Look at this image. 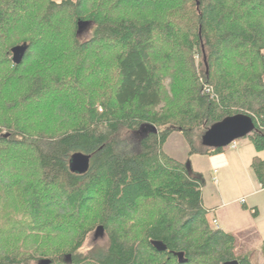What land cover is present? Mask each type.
Wrapping results in <instances>:
<instances>
[{"label": "trees", "instance_id": "1", "mask_svg": "<svg viewBox=\"0 0 264 264\" xmlns=\"http://www.w3.org/2000/svg\"><path fill=\"white\" fill-rule=\"evenodd\" d=\"M88 1L0 0V264H251L163 145L179 132L188 157L219 154L203 134L244 114L264 152V0ZM250 168L264 189V159ZM92 231L105 241L83 254Z\"/></svg>", "mask_w": 264, "mask_h": 264}, {"label": "rangeland", "instance_id": "2", "mask_svg": "<svg viewBox=\"0 0 264 264\" xmlns=\"http://www.w3.org/2000/svg\"><path fill=\"white\" fill-rule=\"evenodd\" d=\"M102 1H104V0H89L88 2H90L92 4V5L90 4L91 7L93 6V4L94 5L96 4L98 9H99V7H100L99 2H102ZM132 1L133 0H128L127 3H125V5L126 4H129V5H136L137 4L136 5L137 7L141 6L142 7L141 10H136V12H138V11H145L146 7H154V6H156V4L159 1H162V0H136V2L134 4L132 3ZM153 1H156V4H154ZM104 5H106V4L102 5L103 9H104ZM160 7H161V5H160ZM164 7H166V6H164ZM95 8H96V6H95ZM156 8H157V6H156ZM104 11H105V9H104ZM164 11H167V10H163V8L158 9V12H160V13H162V12L164 13ZM259 13L260 12H258L257 16L260 15ZM262 15H264V12L261 10V16ZM20 26L25 28V25L22 23L20 24ZM65 26L66 25H64L63 27H65ZM16 31H18V27H17ZM92 32H93V25L86 23V26L81 28L77 37L81 42H85L91 38ZM40 48H41L40 51H42V52H45L44 50L47 49V48H45V45L41 46ZM198 61L199 60L196 56L195 63H196L197 68H198ZM84 62L85 61L83 59L82 61L77 63L78 64L77 69L80 66H82L84 64ZM107 63H109V62H107ZM103 68H105V67H103ZM83 69L86 70V72L88 74L92 73L89 77L94 75L96 72H99L97 69L94 70V72H91L90 69L87 68L86 66H83ZM81 70H82V67H81ZM58 117H60V116H58ZM176 133H179V132H176ZM183 140L184 139L177 137V135H173L169 139V143L167 145L168 147L166 148L169 153H172L175 157H178V160L182 157V155L184 157H186V154H183L184 153V150L182 148L183 142L186 145L185 141H183ZM241 140L242 139L237 140V146L241 144L240 143ZM170 148H172L173 151ZM232 150H234V149H230L229 147L224 149L225 152H228L227 156H230L232 158V160H234L237 152L236 151L234 152ZM243 151H244V149H243ZM243 156H244V158H243L244 160L245 159L249 160L248 156H245L244 154H243ZM260 156L262 157V159H264V152ZM206 160L207 159H205L199 155H196L193 158L189 157V162H190L193 170L204 173L203 177L205 178L206 184H205V188L203 189V191L201 193V194H203L202 200H203L204 207L206 209L214 208V210H215V207L221 205V203H220L221 201H219L220 199L218 200V198L216 196L212 197L213 194H215L216 187L220 188L223 192V203H227V204L230 203V204L228 206H225V207L219 209L217 211L216 216L218 218H220V221L222 219V221L225 222L223 224L225 232L231 234L236 239L235 255H237V256L247 255L248 258L250 259L251 264H264V258H263L262 253H261V245L264 242V210H262L263 214L261 215V218H259V221L257 222L256 227H254L255 225L253 223L251 215L243 213V211H241L242 208L240 209V207H241L240 203L243 204L244 200L241 199L239 201V199L242 198L246 192L245 191L246 188L243 185L247 184V188L249 187L248 181H247L248 180L247 174H248V170H249V174H251L250 165L248 167H246L245 169L243 166H239V170L237 169L234 171L233 169H229L227 172L219 173L220 177L219 176L217 177V180H219V185H217L215 187L214 184H215L216 178L211 180V178H210V176L212 175L211 169H205V167H204V166H206ZM4 163H6L5 159H1V164L4 165ZM208 164H209V162H207V165ZM239 165H243V164H241L239 162ZM6 166H7L6 168L9 171L10 170L9 164H6ZM7 169H6V171H7ZM3 174H4V172H3ZM260 197H261V201L260 200L259 201L261 204L263 202V205H264V194L260 195L258 198H260ZM248 201L250 202L251 198H249ZM261 204H259V205L263 209V206H261ZM210 212L211 211H209V213ZM212 217H215V215L211 212L210 218L213 219ZM213 222H214V224L216 223V221L214 219H213L212 223ZM209 223H210V221H209ZM251 224H253L254 226H252ZM249 228H251V229H249ZM252 228H255L254 229L255 231H253ZM244 229L245 230L249 229V230H246V232H245ZM66 240H67V238H66ZM104 241H105V238L102 235H97V234H95L94 231H92L87 236V239H86L83 247L80 249V252H82L83 254H87L88 251H90L91 249L95 250L96 247L103 245Z\"/></svg>", "mask_w": 264, "mask_h": 264}, {"label": "crops", "instance_id": "3", "mask_svg": "<svg viewBox=\"0 0 264 264\" xmlns=\"http://www.w3.org/2000/svg\"><path fill=\"white\" fill-rule=\"evenodd\" d=\"M173 135H177V137L184 139L181 133H176V132L172 133L167 138L166 142L164 143V145H163V151L166 153L165 155H168L170 158H172V159H174V160H176L178 162L184 163V162H186L189 159L188 154H187V153H189V148H188V145H187L185 139L183 141H185L186 145L183 142L182 148L184 150V153L183 154H186V157H184L182 155V157L178 160V157H175L172 153H169L167 151V149H166L168 147L167 145L169 143V139ZM240 143L241 144L238 145L236 149L232 150L234 152L235 151L237 152V154L235 155V158L236 159L234 158V160H232V158L230 156H227L228 155V152H225L224 150L222 152H220L219 154H213L212 153V154H208V155L201 156V157L207 159L206 160V166H204V167H205V169H211V171H212V175L210 176L211 180H213L214 178H216L215 179V184H214L215 187L217 185H219V180H217V177L218 176L220 177V174L219 173H221V172H227L229 169H233L234 171L237 170V169L239 170V166H243L244 169H245L246 167H248L251 164V161H252V159L254 157H258V158L262 159V157L260 155L263 152L256 153L254 151V148H252V145L250 144V142L247 139H242ZM170 149L173 151L172 148H170ZM243 149H244V151H243ZM243 154L245 156H248L249 160H247V159L244 160L243 159L244 158ZM194 156H196V155H194ZM194 156H192L190 158H193ZM207 162H209L208 165H207ZM239 162L241 164H243V165H239ZM195 172L198 173V174H200V175H202V177L204 176V173H202V172H198V171H195ZM247 175H248L247 176L248 177L247 178L248 179L247 181H248L249 187L247 188V184L246 185H243L246 188V190H245L246 192H245V195H243V197L239 199V201L241 199L244 200L243 204H241L239 202L240 203V206H241L240 209L241 208L243 209V206H245L247 208V209H243V210L241 209V211H243V213H246V214L251 215L252 220H253V223H254L255 226L253 224H251V225L254 226V227H256L257 222L259 221V218H261V215L263 214L262 213L263 212L262 210H264L263 202H262V204L260 203L261 197L258 198L260 195L264 194V189H262L260 187V185L258 184V182L256 181V178L253 175L252 170H251V174H249V170H248V174ZM203 180H204V186L202 188V191L205 188V184H206L204 177H203ZM202 191H201V193H202ZM202 195L203 194H201V198H202ZM214 196H216L218 198V200L220 199L219 201H221L220 202L221 205L215 207V210H214V208L207 209V210L211 211L215 215V217H212V218L216 221V223L215 224L212 223L213 219L210 218L211 212L208 214L207 219H208V221H210V223H212L214 225V227L219 228V229H221L222 231L225 232L224 227H223L224 226L223 224L225 222H223L222 219L220 221V218H218L216 215H217V211L219 209H221V208H223L225 206H228L230 203H228V204L227 203H223V192H222V190L220 188H217L216 187L215 194H213L212 197H214ZM249 198H251V201L250 202L248 201ZM202 203H203V200H202ZM259 204H261V206H263V209L260 207ZM253 211L256 212V217L253 216ZM249 229H251V228H249ZM249 229H246V230H249ZM254 229L255 228H252L253 231H255ZM246 230L244 229L245 232H246ZM225 233H227V232H225Z\"/></svg>", "mask_w": 264, "mask_h": 264}, {"label": "water", "instance_id": "4", "mask_svg": "<svg viewBox=\"0 0 264 264\" xmlns=\"http://www.w3.org/2000/svg\"><path fill=\"white\" fill-rule=\"evenodd\" d=\"M84 26H86L85 23L79 24L78 33ZM27 49L26 45L15 46L11 49L12 62L15 65L21 63ZM254 129L253 120L249 116L238 114L211 125L200 140L203 147L209 149H226L231 142L245 139ZM90 158L82 153L73 154L69 163V172L79 173V175L85 174L89 170ZM38 264H50V261L40 260ZM226 264H237V262H228Z\"/></svg>", "mask_w": 264, "mask_h": 264}, {"label": "built area", "instance_id": "5", "mask_svg": "<svg viewBox=\"0 0 264 264\" xmlns=\"http://www.w3.org/2000/svg\"><path fill=\"white\" fill-rule=\"evenodd\" d=\"M227 147H229L230 149H236L237 148V140L231 142Z\"/></svg>", "mask_w": 264, "mask_h": 264}]
</instances>
